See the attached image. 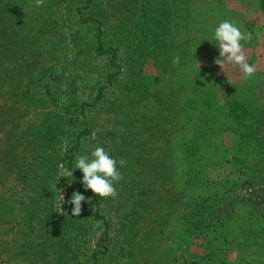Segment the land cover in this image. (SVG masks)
Instances as JSON below:
<instances>
[{"label":"rangeland","instance_id":"rangeland-1","mask_svg":"<svg viewBox=\"0 0 264 264\" xmlns=\"http://www.w3.org/2000/svg\"><path fill=\"white\" fill-rule=\"evenodd\" d=\"M180 1L97 0L85 12L105 13V46L118 51V76L106 85L110 69L95 51L96 26L78 24L70 9L83 0H44L39 7L35 0H0V264H93L103 232L93 200L109 225L100 264H235L221 241L187 235L181 217L198 205L210 211L224 206L233 192L221 187L233 182L246 184L238 187L241 199L249 190L261 196L264 155L253 147L245 165L221 159L222 166L206 159L216 153L202 154L196 167L183 149L198 151L202 143L194 139L207 133L217 145L230 146L228 119L219 106L264 76V0H189L207 31L229 20L252 34L242 42L247 62L257 69L249 80L238 66L227 65L223 73L214 63V39L209 44L183 35L179 64L156 47L183 26L160 14L177 10ZM143 3L142 17L134 7ZM102 86L97 106L79 113ZM85 126L89 135L76 159L91 158L99 146L127 164L117 165L123 174L115 185L118 195L104 199L84 190L74 163L71 185L91 199L73 216L59 177L65 151ZM190 165L202 170L208 189L195 187L200 183L190 180ZM204 256L208 262L202 263Z\"/></svg>","mask_w":264,"mask_h":264},{"label":"trees","instance_id":"trees-1","mask_svg":"<svg viewBox=\"0 0 264 264\" xmlns=\"http://www.w3.org/2000/svg\"><path fill=\"white\" fill-rule=\"evenodd\" d=\"M9 2L10 0H5ZM60 3L63 0H59ZM81 1V0H80ZM58 2V0H57ZM79 2H73L70 4L77 23L83 26L95 25V31L92 37L95 39V51L101 57L108 59L109 71L103 76V81L106 85H112L116 80L119 73L118 63V51L111 46H105L104 42V29L106 28L105 13L98 11L95 15H88L85 12H91L95 9L97 0H83L82 4ZM182 5L171 13L167 10H162L161 16H169V20H175L179 26V29L175 32V37L166 43V40H157L156 47L165 51L173 58L179 56L183 59V56L177 54V50L180 51L183 48L185 41L182 40L183 35H189L188 40L193 38H199L207 43L213 41L215 25L207 31L206 22L199 13H195V6H190L189 0H181ZM109 7L113 4L107 3ZM80 5V6H79ZM136 5V2L132 3V6ZM138 10V15L141 12L142 17L146 15V7L144 3L139 7H134V11ZM182 36V37H180ZM184 53H187L184 51ZM111 70H116L112 72ZM105 86L98 88L95 98L91 103H83L79 108V113L83 114L86 110H90L97 106L98 102L103 96V90ZM223 106H219L223 117H227L226 124L228 127V140L230 146L227 148L220 143H215V136L213 134H201L199 138L194 139V143L201 140L202 147L196 151V147L185 146L183 152L186 160L189 159L193 165L197 167V162L201 161V155L209 153H216V156H208L206 159L209 163L222 165L221 159L230 161L235 165H245L248 158V153L251 149H259V154L264 155V76H261L252 86H245L240 91L236 100H229L222 103ZM194 105V104H193ZM204 111V110H203ZM205 124H207L205 122ZM224 131V128L223 130ZM89 135V129L85 126L84 130L76 133L73 138L72 146L65 151L63 159V167L73 170L76 155L80 150L81 141ZM218 149L220 151H215ZM206 165V164H204ZM264 166V163L261 162ZM191 166V165H190ZM223 166V165H222ZM196 167L189 168L190 180L194 179L195 187L208 189L209 186L202 184L200 179L202 176V170ZM238 172H232V175H236ZM239 175V174H237ZM236 179V178H235ZM59 181L64 189L71 196L74 191H77L71 185V177H59ZM229 182L230 179L227 178ZM221 186V185H220ZM238 187L242 189L246 187V184H237L233 182L230 186H222L221 189H225L224 192L231 193L228 201L224 206L215 210H206L202 205L181 217L182 224L185 228L187 235L195 233H202L207 239L211 241H221L223 244V253H234L235 264H264V190L261 191V196L256 197L249 190V196H244V199L240 198V194L237 190ZM222 191V190H221ZM236 191V192H235ZM223 192V191H222ZM223 192V193H224ZM231 197V198H230ZM234 198V200H233ZM233 200V203H232ZM91 204L95 207V219L101 222L103 232L97 240L98 249L93 252L92 260L93 264H100L98 256L107 252L106 241L108 240L109 225L107 220L102 214H100V204L97 200H93ZM227 207V205H229ZM85 205V202H82ZM239 208L237 214H235L236 207ZM227 207L225 210L224 208ZM199 261L208 262L207 257H202ZM193 263V262H192Z\"/></svg>","mask_w":264,"mask_h":264},{"label":"clouds","instance_id":"clouds-1","mask_svg":"<svg viewBox=\"0 0 264 264\" xmlns=\"http://www.w3.org/2000/svg\"><path fill=\"white\" fill-rule=\"evenodd\" d=\"M44 0H35L37 7L41 6ZM252 34L242 32L234 22L224 20L215 28L213 39L218 48L219 56L214 59V63L224 73L227 65L238 66L245 80L253 78L257 69L247 62V57L243 51V43L250 41ZM180 57L173 58L174 64H179ZM127 161L120 158L119 161L112 158L103 147H96L91 151V158L88 155H80L75 162V169L82 173L80 181L84 190H91L99 198H115L118 193L116 183L123 180L120 167L126 166ZM61 177H72L73 171L61 166ZM90 200L79 191H74L66 203L71 205V215L80 216L82 213V202ZM65 201L64 195L60 194V203ZM62 206V203H61Z\"/></svg>","mask_w":264,"mask_h":264}]
</instances>
